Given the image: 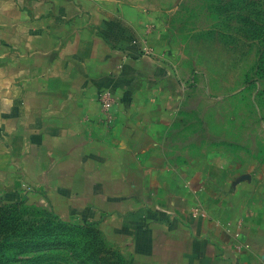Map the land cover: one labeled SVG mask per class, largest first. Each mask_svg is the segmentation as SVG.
<instances>
[{"label": "crops", "instance_id": "crops-1", "mask_svg": "<svg viewBox=\"0 0 264 264\" xmlns=\"http://www.w3.org/2000/svg\"><path fill=\"white\" fill-rule=\"evenodd\" d=\"M175 1L0 0V202L147 264H264V171L183 149Z\"/></svg>", "mask_w": 264, "mask_h": 264}, {"label": "rangeland", "instance_id": "rangeland-1", "mask_svg": "<svg viewBox=\"0 0 264 264\" xmlns=\"http://www.w3.org/2000/svg\"><path fill=\"white\" fill-rule=\"evenodd\" d=\"M164 24L181 64L183 149L222 150L240 169L264 171V0H177L166 9ZM20 204L32 217L56 225L58 237L70 245L55 241L54 246L35 250L17 247L6 253L16 260L5 264H75L92 259L103 245L97 226L50 221L48 211ZM155 212L169 225L171 210ZM93 234L95 248L82 252L78 248L83 246L71 247L86 243Z\"/></svg>", "mask_w": 264, "mask_h": 264}, {"label": "trees", "instance_id": "trees-1", "mask_svg": "<svg viewBox=\"0 0 264 264\" xmlns=\"http://www.w3.org/2000/svg\"><path fill=\"white\" fill-rule=\"evenodd\" d=\"M49 219L54 222L59 221V219L51 214ZM56 229V225H50L46 219H36V216L32 217L29 211L21 208L20 202L0 204V264L16 260L15 257L7 258L6 253L17 247L24 246L35 250L54 246L55 241L60 242L62 245H70V241H67L64 237H58ZM95 240L96 236L93 234L86 243L84 242L82 245L73 244L71 247L83 246L78 249L82 252H87L91 248H95L97 244ZM88 242H91V244ZM87 243L88 245L86 246ZM88 261H92L94 264H131L127 263L119 252L107 248L104 241L100 250H96V254H94L92 259L85 257L82 261L76 260L75 264H86Z\"/></svg>", "mask_w": 264, "mask_h": 264}, {"label": "built area", "instance_id": "built-area-1", "mask_svg": "<svg viewBox=\"0 0 264 264\" xmlns=\"http://www.w3.org/2000/svg\"><path fill=\"white\" fill-rule=\"evenodd\" d=\"M146 55H150L149 50H144ZM113 101V96L109 91H104L98 95V102L101 105V108L104 111H108L112 105ZM192 218H197V217H204V213L201 211V209L194 208L191 210L190 213Z\"/></svg>", "mask_w": 264, "mask_h": 264}]
</instances>
